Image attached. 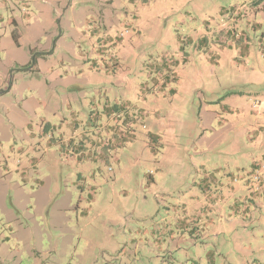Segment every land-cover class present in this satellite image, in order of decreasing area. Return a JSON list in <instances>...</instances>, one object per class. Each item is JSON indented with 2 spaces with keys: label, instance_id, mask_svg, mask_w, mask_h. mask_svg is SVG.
<instances>
[{
  "label": "rangeland",
  "instance_id": "obj_1",
  "mask_svg": "<svg viewBox=\"0 0 264 264\" xmlns=\"http://www.w3.org/2000/svg\"><path fill=\"white\" fill-rule=\"evenodd\" d=\"M256 1L0 0V264H264Z\"/></svg>",
  "mask_w": 264,
  "mask_h": 264
},
{
  "label": "trees",
  "instance_id": "obj_2",
  "mask_svg": "<svg viewBox=\"0 0 264 264\" xmlns=\"http://www.w3.org/2000/svg\"><path fill=\"white\" fill-rule=\"evenodd\" d=\"M256 2H257V4L262 3V9L264 10V0H257ZM128 121H129V120H128Z\"/></svg>",
  "mask_w": 264,
  "mask_h": 264
}]
</instances>
